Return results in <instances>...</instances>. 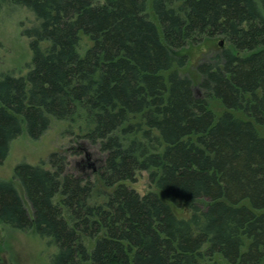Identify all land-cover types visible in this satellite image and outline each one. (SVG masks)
Listing matches in <instances>:
<instances>
[{
    "label": "trees",
    "instance_id": "obj_1",
    "mask_svg": "<svg viewBox=\"0 0 264 264\" xmlns=\"http://www.w3.org/2000/svg\"><path fill=\"white\" fill-rule=\"evenodd\" d=\"M10 5L34 15L33 52L26 74H0V164L53 119H82L80 145L102 158L94 178L70 171V152L18 163L0 223L55 246L51 264H264V0ZM219 36L197 82L181 72L175 50ZM140 170L156 188L143 195L126 183Z\"/></svg>",
    "mask_w": 264,
    "mask_h": 264
},
{
    "label": "rangeland",
    "instance_id": "obj_2",
    "mask_svg": "<svg viewBox=\"0 0 264 264\" xmlns=\"http://www.w3.org/2000/svg\"><path fill=\"white\" fill-rule=\"evenodd\" d=\"M149 12L153 17L151 3ZM33 22L32 12L19 5L6 6L0 10V74L14 72L20 75L28 72V63L32 60L33 51L30 46L31 39L24 34V29L34 25ZM227 44L226 38L222 36L209 37L175 50L176 55H185L188 58L187 64L179 69L197 82L200 79L197 65ZM90 45H92L90 38L82 35L80 51L84 52ZM211 106L218 114L223 111V105L219 100L212 101ZM79 122L71 127L72 123L69 121L53 119L50 128L38 139L31 138L24 132L12 142L8 157L0 164V179H11L18 163L39 164L43 160L47 161L49 155L57 150L70 152V171L94 178V171L102 154L89 143L80 145ZM257 126L264 135V125ZM76 150L80 152L72 154ZM46 167L51 166L47 163ZM126 183L142 195L150 189H156L151 185L147 171H138L135 179ZM174 209L180 217L191 215L190 203L180 207L174 206ZM56 250L55 246L49 245L46 239L34 232L16 230L10 226L4 227L0 223V264H51V257Z\"/></svg>",
    "mask_w": 264,
    "mask_h": 264
}]
</instances>
